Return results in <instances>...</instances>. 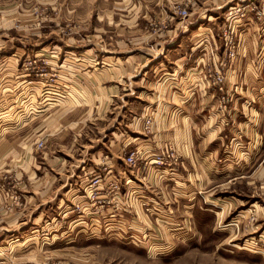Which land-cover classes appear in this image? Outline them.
I'll return each mask as SVG.
<instances>
[{"label":"rangeland","instance_id":"rangeland-1","mask_svg":"<svg viewBox=\"0 0 264 264\" xmlns=\"http://www.w3.org/2000/svg\"><path fill=\"white\" fill-rule=\"evenodd\" d=\"M220 2L0 0V260L3 264H264L262 153L252 160L241 157L239 169H235L239 166H234V169L230 167L223 174L213 173L210 185L212 190L208 191V186L206 191H199L196 204L191 209L168 203L171 199H188L177 191L179 188L172 186L171 176L168 175L171 171H166L172 167L183 171L185 167L183 156L179 153L175 155L172 151L170 152L175 158L171 162L172 166H157L152 162V166L146 170L148 165L145 161L140 160L135 166L125 164V157L135 152L134 149L127 148L123 152L122 167L128 170L129 176L117 175L116 179L121 187L116 193L108 189L100 190L96 199L91 196L92 193L85 190L84 196L74 202L75 205L62 200L65 188L50 192L45 198L41 195L44 184L54 185L53 190L63 184H66V188L71 184V188L75 189L76 182L80 180L78 175L81 174L79 161L88 155L86 152L90 149H86L84 153L68 152L67 148L73 140L71 133L63 135L64 144L58 138L48 139L50 131L41 130L44 119L59 112L58 108L44 111V108H50L52 105L44 106L45 103L40 104L38 99L35 100L29 94L27 81L34 77L41 79L43 94L52 90L56 94V91L63 92L59 76L65 71L62 66L66 56L74 57L78 52V56L84 60L83 64L81 63L82 68L89 72L93 59L100 61L108 51L118 55L139 49L138 45L141 46L140 43L148 37L165 35L172 25L181 28L178 32L192 24L199 23L204 27L210 25V28L215 29L212 31V37L222 40L223 37H220L217 28H221L226 19L240 15H229L224 9L221 11ZM182 10L187 13L185 17L181 15ZM253 10L257 22L263 21L262 13L259 11L256 15L257 10ZM238 12L241 14L243 9L240 8ZM215 17L216 19H213ZM229 29L233 32L235 40L234 31L231 27L227 28ZM235 43L237 45L236 40ZM219 45V42L212 43L210 56L219 55ZM222 47L225 51L221 41ZM15 52L17 58L13 56ZM225 52L228 57V51ZM236 52L235 47L233 58ZM54 54H57V57H54ZM227 57L224 56V66L226 61L232 59ZM11 58L17 59V65L13 69L9 63L5 66L6 62H12ZM135 93L115 101L111 111L106 114V110L94 108L96 112L95 115L91 114V118L97 119H92L91 123L85 125L87 136L78 140L86 146V140L98 139L99 143L93 144L94 148L105 150L101 151L103 154L99 158L98 166L103 170L101 173L96 171L97 174L92 178V175L82 176L85 182H91L98 176L106 187L114 178L113 174L104 170L108 162L105 154L106 141L114 129L118 132L124 131L128 117L123 114L122 106H126L123 101L135 103L134 114L138 110L136 108L140 105L134 98ZM81 96L84 102H87L85 95ZM222 96L229 98L225 109L220 103ZM217 97L219 105L213 111L212 140L234 133L231 129L233 126L225 115L229 106L234 105L235 98L232 94L224 93L217 94ZM93 98L97 99V96ZM259 99L257 105L260 109V119L256 124L258 130L263 131L264 90L259 92ZM76 103L80 104L79 101ZM157 114L156 111L147 114L140 130L138 128V132L133 131L132 134H137V137L153 134V129L157 126ZM120 121L122 122L118 124ZM39 142L43 144L40 148ZM225 142L228 144L227 139ZM159 147L152 161L161 151H165V146L163 149ZM257 149L260 152L264 150L262 140L260 144L258 141L251 151ZM28 155H32L35 160L32 158L30 161ZM47 155L57 157L53 161L56 163L49 160L45 162L43 157L48 158ZM219 162L218 166L222 164ZM49 163L53 166H48ZM84 163L86 168L91 164L88 159ZM61 168L63 169L60 170ZM237 177L239 178L235 179ZM124 184L126 187L131 186L130 192H123ZM34 185L38 186L33 187ZM147 194L151 196L152 201L148 207L141 206L139 201ZM34 195L37 197L36 205L38 201L41 203V207H37L35 212L34 201L30 198ZM40 211L43 216L56 217L58 221L50 225H44L40 217L35 224L29 221L30 213L38 216L36 213ZM93 211H96L99 217V237L87 238L78 235L71 240L46 235L53 230L59 232L60 227L65 226L64 223L60 224V215L67 212L73 213L74 216L83 213L89 215ZM123 216L126 220H123ZM159 216L161 218L156 220ZM119 230H125L127 233L119 234ZM178 230L184 231V236ZM137 231L141 237L133 234ZM68 241H72V244L67 247L73 248H66L65 243ZM76 247L83 248L82 254H77L80 250L77 251Z\"/></svg>","mask_w":264,"mask_h":264},{"label":"crops","instance_id":"crops-1","mask_svg":"<svg viewBox=\"0 0 264 264\" xmlns=\"http://www.w3.org/2000/svg\"><path fill=\"white\" fill-rule=\"evenodd\" d=\"M220 1L219 9L221 11L224 9L225 13L238 8L243 9L241 15L239 14L240 16L229 18V21L226 19L223 26L217 28L221 37L222 31L231 27L237 41L236 56L226 61L225 66L223 59L224 56L226 57V52L223 47L221 48V41L223 43V40L212 37V31L215 29L210 28V25L204 27L197 23L186 26L187 28L182 32H178L181 29L178 25H172L166 30L165 35L148 37L144 41L146 43L142 42L140 43L141 46L138 45L139 49L129 50L118 55L113 51H108V54L103 55L100 61L92 60L93 66L89 72H85L82 68L84 60L78 56V52L74 57L66 56L62 66L65 71L59 76V83L63 84V92L56 91L58 92L56 94L52 90L43 94L41 86L43 81L41 79L34 77L27 81L29 94L35 100L38 99L40 104L45 103L44 106L52 105L50 108H44V111L58 108L59 112L50 114L44 119L41 130L50 131L48 139L58 138L63 143V135L71 133L73 140L67 148L68 152L80 151L84 153L86 149H90L88 153L86 152L88 155L79 161L78 165L82 175H78L80 180L76 182V188H71V184L66 188V184H63L57 190H53L55 189L54 185L44 184L41 191L44 198L50 192L54 193L64 188L65 194L60 196L63 201L70 202L72 205H75L74 202H78L84 196L90 182H85L82 176L92 175V178L96 171L97 173L102 172L103 169L98 167L100 165L99 158L103 154L101 151L105 152V150L94 148L93 143H99L98 139L86 140L84 138L87 141L86 146L82 142L80 143L78 139L87 136L85 125L91 123L92 119H97L91 118L96 112L94 108L106 110V114L107 111H111V106L114 105L115 101L135 92L134 98L138 100L140 105L136 108L138 110L134 114L133 105L135 103L123 101L122 103L126 105L122 106L124 107L123 114L124 117H128L124 124V131L118 132L114 131L117 129H114L106 141L107 151L105 154L108 162L104 170L109 174L129 176L128 170L122 167L123 152L127 148L134 149L140 155L141 162H147L146 170H148L152 166V157L157 154V147L160 146L159 148L163 149L165 146V149H169L175 155L179 153L185 159L183 171L186 173L178 170L177 167L167 168L166 171H171V173L168 172V175L171 176L172 186L175 185V188H179L177 191L188 198L187 200L171 199L168 200V203H176L183 208L191 209L196 204L199 191H206L208 186V191L212 190L210 185L213 173L220 175L228 171L230 167L234 169V166H239L235 168L239 169L242 158L252 160L259 153H262L264 158V150L261 152L258 149L251 151V148L254 149L258 141L259 144L261 140L262 143L264 142V130H258V124H256L260 119V109L257 105L260 100L259 92L264 90V0ZM253 9L257 10L256 15L262 13L263 21L260 23L255 19ZM214 42H219L220 52L219 55L212 57L209 55V49ZM16 54L15 52L13 55L15 58H17ZM54 57H57V54H54ZM15 58H11L12 62H6L5 66L7 67L9 63L12 69L15 68L17 65ZM208 71L211 72L210 75ZM12 73L15 72L12 71ZM216 73L225 76L224 91L227 94H232L235 98L234 105L229 106L225 115L226 118L228 117L229 124L231 123L233 126L231 129L234 133L225 138L220 136L212 140V116L214 115L213 111L219 105L217 101V94L219 93L211 79ZM81 95H85L87 102H84L85 100ZM93 96H97V99H94ZM78 101L80 102L79 105L76 103ZM155 111L158 112L157 126L153 129V134L147 137H137V134L134 136L132 132L135 133L138 128L140 130L143 118ZM220 118L221 113L219 114ZM225 139L228 140V144H226ZM63 146L61 145V147ZM28 158L30 161L32 158L35 160L32 155H28ZM56 158L55 156L43 157L45 162L48 160L53 162ZM86 159L91 162L87 168L84 165ZM220 160L221 162H219ZM217 161L222 164L218 166ZM48 166H53V164L49 163ZM29 170L31 169L29 168ZM149 175L152 177V172ZM37 186L34 185L33 187ZM123 189V192H130L131 186L126 187L124 184ZM150 197L148 194L144 196L143 200L139 201L140 205L148 207L152 201ZM30 198L32 202L34 201L33 212H35L37 207H41V203L38 201V205H36L37 197L35 195ZM76 205L78 206V204ZM30 206L32 205L30 204ZM59 207L60 204L57 205V208ZM31 213L28 215V219L33 224L38 221L39 217L44 225L58 221L56 217L43 216L41 211L36 213L38 216ZM96 213L93 211L89 215L83 213L74 216L73 213L67 212V214L60 215V224L64 223L65 226H61L59 232L53 230L45 233L48 236H59L71 240L78 235H84L87 238L99 237V217ZM160 218L159 216L156 220ZM110 231L112 232V229ZM178 231L184 236V231ZM52 233H59V235ZM125 233H127L125 230H119V234L125 235ZM139 233L137 231L133 234L141 237L142 235ZM29 235L31 237V234ZM71 242L65 243L66 248H73L72 246L67 247L72 244ZM76 250H80L77 254H82L83 248L78 249L76 247ZM0 264H3L1 260Z\"/></svg>","mask_w":264,"mask_h":264},{"label":"built area","instance_id":"built-area-1","mask_svg":"<svg viewBox=\"0 0 264 264\" xmlns=\"http://www.w3.org/2000/svg\"><path fill=\"white\" fill-rule=\"evenodd\" d=\"M239 10H235V11L233 10L234 12L231 11L228 14L229 15H232L233 13H234V15H236L237 13L240 14L238 12ZM258 14L259 13H257V15ZM181 15L183 17H185L187 15L186 11L182 10L181 11ZM222 37H223L222 40H223V46L225 48V51H228V57L233 58L234 55H235V47H236V43H235V40H234L233 32L230 29L229 30L226 29V30H224V32L222 34ZM226 57H227V55H226ZM208 74L210 75L211 72L208 71ZM211 79H212L214 85L217 87V91L219 93L227 94V93H225L224 88H223V84L225 82V76L223 74L216 73L215 75L212 76ZM228 102H229V98L227 96H222V98L220 100L221 107L223 109H225ZM146 128H147V130L149 128L148 127V122H147ZM42 145H43L42 142H39L38 147L40 148ZM172 160H175L174 155L170 152L169 149H165V151H161L159 153V156L157 158L155 156V158L153 159L152 162L155 165H157V166H161V165L169 166V165H171ZM138 161H140V155H138V153L136 151L135 152H131L124 159V162H125V164L127 166H135ZM167 161H168V163H167ZM107 173H109V172H107ZM113 177L114 178H112L109 181L108 185L105 187V185H103L102 180L98 176H95L92 179V181L89 183V185H88V189H87L88 192L92 193L91 196L93 198H96V199H97V194H98V192L100 190L108 189V190L113 191L114 193H116L118 190H120L121 185L119 183V180L116 179L117 176H113ZM129 182L130 181H129V178H128L127 183H129ZM125 183H126V181H125ZM127 186H129V185H127Z\"/></svg>","mask_w":264,"mask_h":264}]
</instances>
